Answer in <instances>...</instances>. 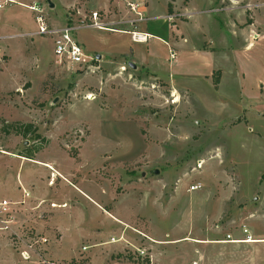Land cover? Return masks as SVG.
I'll return each instance as SVG.
<instances>
[{
	"label": "rangeland",
	"instance_id": "rangeland-1",
	"mask_svg": "<svg viewBox=\"0 0 264 264\" xmlns=\"http://www.w3.org/2000/svg\"><path fill=\"white\" fill-rule=\"evenodd\" d=\"M32 1L14 0L0 11V35L15 34L0 61L6 151L0 154V196L23 200L13 207L11 230H0V250H10L4 255L21 259L11 231L46 237L19 207L30 199L22 194L23 184L14 182L18 194L7 195L11 181L18 173L46 183L50 172L55 184L45 188L49 223L64 234V257L71 246L79 248L71 261H59L63 264H264V242H259L264 240V0L219 5V0H200L202 10L229 8L230 20L219 10L194 16L202 18L207 40L194 28L179 59L162 55L145 66L130 53H118L146 52L147 44L90 26L74 35L96 59L82 66L58 64L50 36L34 33V13L27 8ZM50 1L52 7L38 0L50 28L65 25L69 14L71 23L80 24L98 7L87 3L79 15L85 0L67 11L63 0ZM115 11L101 10L100 18L107 14L109 21ZM232 23L239 28L253 23L255 43L245 48ZM203 41L214 50L204 54L205 47L198 46ZM168 48V54L175 53ZM182 57L220 69L219 90L202 77L181 73ZM20 156L43 165L19 164ZM196 183L201 188L188 191ZM113 230L111 248L91 245L107 240ZM226 235L256 242H228ZM48 246L49 241L47 257Z\"/></svg>",
	"mask_w": 264,
	"mask_h": 264
},
{
	"label": "crops",
	"instance_id": "crops-1",
	"mask_svg": "<svg viewBox=\"0 0 264 264\" xmlns=\"http://www.w3.org/2000/svg\"><path fill=\"white\" fill-rule=\"evenodd\" d=\"M77 1L78 0H63L62 5L65 7L67 11V9H69L70 7L75 6V3ZM223 1L224 0H219L217 5H219ZM34 2H38V0H33L31 4H33ZM126 2H135V3L137 2L145 3L146 2L145 15L149 21L146 22L145 24L138 23L136 25V30L139 32L148 33L150 35V38L148 39L146 43H144V44H147L146 52L140 53L139 51L131 52V51L123 50V51H120L118 54L125 53V52L130 53L129 55L134 56L137 59H140L144 66L148 65L151 61H154V59H160L162 55H163L162 58L165 56V58L169 59L168 46H171L172 48L175 49L176 55L174 59L175 60L179 59V57H181L180 55H182L183 52H187L186 48L190 40L189 31L194 28L197 29L196 31H199L200 37L202 40H205V39L207 40L206 33L201 32L204 26L202 23V18H199L196 21L194 19V16H197L200 13H205L210 10H219L221 11L220 13H222V16H224V14L227 13V19L230 20V12L228 11L229 8H226V7L219 8L218 7L215 9H211V7H209V9L202 10L201 7H198L201 5L200 0H174L172 1L173 13L169 14V19H167L168 15L166 13L167 12L166 6H167L168 0H85L84 4L82 5V8H77V10L79 12L78 13L79 15H83L84 14L83 8H85L87 3L97 4L98 6L97 9H93V10H107L113 7V9L116 10L115 12H117L118 14L114 15V17H112L111 15L112 17L111 19H114L112 20V22L116 23L115 26L117 28H120V26H123V28L121 29H127L129 28V25L125 23V20L127 19L126 17L130 16V13L129 14L127 13L128 9L126 7ZM111 19L109 21H111ZM173 19L175 20L174 24H170V21H174ZM233 24L234 23H232V25ZM233 27L236 31L240 30V33L243 37V42H245V48H247L251 44H254L255 43L254 40H257V39L253 40L252 38H250V35L253 32H255L253 23L246 25L243 28H239L235 24L233 25ZM117 33L127 34L124 32H117ZM0 36L4 38V44H5L10 39L14 38L15 34L14 35L2 34ZM247 42H249L248 46H246ZM202 43L203 45L200 44L198 46L205 47L204 49L206 51H204V54H206L207 52L210 53L214 50V47H211V46L206 47V45H204L206 42L203 41ZM208 43H210V41H208ZM195 47L197 48V46ZM162 51L164 53H162ZM197 52L199 53V50H197ZM100 56L102 55L99 54V57ZM177 66L180 69V71H185L181 73H185L190 76L195 75V76L202 77L206 79L213 86L214 89L219 90L221 81L224 77V73L221 72L220 69L215 70L213 65H208V64L200 65L198 64L197 61H194L191 58H187V57H184V58L182 57L179 60ZM216 71H219L218 77H217L218 83L214 85L213 75ZM177 89L181 90L178 87ZM18 159H20L19 164L22 161L24 162L30 161L36 164L43 165L42 161L37 160L32 157L31 159H29L27 156L26 157L20 156ZM53 169L54 171L56 170L57 172L56 176L58 175L60 177H65L64 175L61 174V172L58 169H55V168ZM51 180L52 178H50V172H49V177L46 178V183H42V180L38 178L37 176L28 177L26 175L22 176L21 174H19L18 176V173H16V180L11 181L12 186H10L9 184L11 190L9 191L7 195L9 196L11 195L14 197V192L16 194L17 189H13L14 182L19 183L20 185L21 183L23 184V186L21 185L22 188L26 189L29 192V197H26V198H30V199H28L24 205L19 206V207H21L23 211H25L24 213H25V216H26L25 218L27 219V222L31 226H33L37 231L44 233V235H46V237L48 238V241H49L48 256L55 261H58V262L63 261V263H65L64 261H71L73 258L76 257V254L78 253L79 248L76 247V244L74 246H71L69 250L71 254L68 257H64L61 253L63 252V249H64L63 248L64 240H65L64 234L60 233L56 225H51L49 223V219L51 218V210H49V207L47 206V201L49 199L48 197L49 193L45 190V188L47 186H50V185L53 186L55 184L51 182ZM61 180L64 181L65 179H61ZM66 181L69 182V180L67 179ZM0 189H1V186H0ZM114 199L115 198L113 197V202H116ZM42 202L43 204L41 205ZM49 202L50 204H56L55 202L51 200ZM94 204L98 208H101V204H102L101 202L100 203L94 202ZM106 214L110 215L109 212H106ZM39 215L41 216L45 215L47 218L46 222L43 219H39L37 217ZM113 219L117 220L115 218ZM117 221H120V220H117ZM115 232L116 230H113L111 234L108 236L107 240L99 241L97 243H95V240H93V243L91 245H93L94 247H96L97 245H105L108 247V245H110L109 248H111L112 247L111 242H115V235H113ZM57 235H59L58 238H57ZM110 238H112V241L110 240ZM249 240L250 242H255L254 240H251V239ZM84 247H83V250H84ZM4 254H10V250L2 248L0 250V255L2 258L3 256H5ZM93 263L94 262L92 260L91 263H86V264H93ZM0 264H34V263H32L31 261L29 262L22 261L18 256L11 255V258H8V256L7 257L5 256L2 262L0 260Z\"/></svg>",
	"mask_w": 264,
	"mask_h": 264
},
{
	"label": "built area",
	"instance_id": "built-area-1",
	"mask_svg": "<svg viewBox=\"0 0 264 264\" xmlns=\"http://www.w3.org/2000/svg\"><path fill=\"white\" fill-rule=\"evenodd\" d=\"M13 3L12 0H0V11L3 10L8 4ZM145 3L144 2H126V7L128 9L127 13H130V16L126 17L125 23L129 25L127 29L117 28L116 23L112 21H106L108 19V15L105 14L102 18H100L101 14L99 11L101 10H91L87 15H83V18L80 20V24L71 23L72 18L71 14H69L68 22L57 28H50L47 25L46 19L43 15L42 7L38 2H34L27 6V8L34 13V21L36 24V31L34 32L36 35H48L50 36L52 43V54L55 59V62L58 64H62L64 62L75 65L82 66L85 64H90L93 60H95V56L89 55L85 53L82 45L77 40L74 35V31L83 27L90 26L97 29L109 30L114 32H124L130 35L131 41L137 43H146L150 38L148 33L139 32L136 30V25L141 22H145L147 17L145 15ZM78 14V10L76 11ZM88 19L89 24H84V20ZM4 56V38L0 36V61H2ZM175 53L172 50H169V59H174ZM3 126L0 124V154H6L3 145ZM201 188V185L196 183L191 185L188 188V191L192 192ZM22 194L24 197L29 196V192L22 188ZM18 204H23V200L21 201H11L7 198L0 196V230L1 231H10L11 224L14 222V214L13 207ZM53 206V204H51ZM12 234L16 236V244L18 245L19 256L23 261H37L39 264H63L61 262L55 261L46 256L45 246L48 242L47 237H44L36 232H23L21 230L11 231ZM30 233V236L24 234ZM226 241H240L230 239V235H226ZM247 240V239H245Z\"/></svg>",
	"mask_w": 264,
	"mask_h": 264
},
{
	"label": "trees",
	"instance_id": "trees-1",
	"mask_svg": "<svg viewBox=\"0 0 264 264\" xmlns=\"http://www.w3.org/2000/svg\"><path fill=\"white\" fill-rule=\"evenodd\" d=\"M167 11L169 14L172 13V6L170 3H168V6H167ZM219 71H216V73L218 74ZM218 83V80H217V77L216 79L213 80V84L216 85ZM146 264H148V260H146Z\"/></svg>",
	"mask_w": 264,
	"mask_h": 264
},
{
	"label": "water",
	"instance_id": "water-1",
	"mask_svg": "<svg viewBox=\"0 0 264 264\" xmlns=\"http://www.w3.org/2000/svg\"><path fill=\"white\" fill-rule=\"evenodd\" d=\"M47 2H48V4H49V6H53V4H52V2L50 1V0H46ZM99 57V55H97V58ZM128 63V65L131 67V68H135V64L134 63H132V62H130V61H128L127 62Z\"/></svg>",
	"mask_w": 264,
	"mask_h": 264
},
{
	"label": "bare ground",
	"instance_id": "bare-ground-1",
	"mask_svg": "<svg viewBox=\"0 0 264 264\" xmlns=\"http://www.w3.org/2000/svg\"><path fill=\"white\" fill-rule=\"evenodd\" d=\"M90 98V97H89ZM175 101H176V99H175ZM53 206H55L54 204H53ZM251 239V238H250ZM232 242H234V243H236V242H242V243H248V242H250V240L249 239H247V240H243V241H232ZM256 242V241H255ZM259 242H264V240H261V241H259Z\"/></svg>",
	"mask_w": 264,
	"mask_h": 264
}]
</instances>
